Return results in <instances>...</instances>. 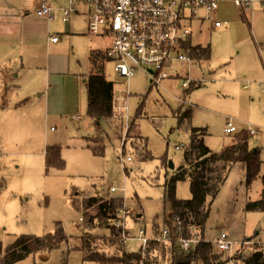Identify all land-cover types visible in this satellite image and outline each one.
<instances>
[{"label":"rangeland","instance_id":"374dc122","mask_svg":"<svg viewBox=\"0 0 264 264\" xmlns=\"http://www.w3.org/2000/svg\"><path fill=\"white\" fill-rule=\"evenodd\" d=\"M17 1L22 12L27 13L23 14L27 15L26 23L32 28L31 37L17 45L24 57L22 66L31 64L26 56L32 55L36 65L48 64V68L38 73L36 88L29 84L31 79L26 78L25 71L21 74L17 80L21 83V97L15 102L10 94L17 81H13V77L5 84L0 80V92H5V96L0 97L2 252L20 235L53 233L56 223L62 224L67 235H77L76 225L85 227L87 219L82 207L84 198L119 196L124 205L117 212L118 220L130 234L123 238L125 250L135 252L142 247L136 237L143 229L149 239L155 235L160 242L159 263L170 264L171 247L176 246L175 238L181 236L179 229H174V223H169L171 210L163 200V182L165 174L172 175L181 164L190 141L185 129L188 125L178 126L173 114L179 107L191 110L189 125L207 128L204 143L214 152L231 144V135L224 132L228 119L238 127L253 125L257 135H250L249 144L253 149L259 148L262 161L259 174L249 187L244 182L242 164L233 165L223 180L220 166L216 164L203 171L204 179L207 178L211 186L202 206V214L206 211L207 216L202 225L188 228L189 235L213 244L217 255L214 242L220 232H225L236 243V252L244 256L243 259L256 247L264 250V212L245 210L247 202L264 199L261 179L264 175V88L260 85L264 82V50L260 49L264 46V0H255L252 13L236 7L233 0H219L217 18L225 22L222 28L213 30L207 22H193L190 26L193 44L210 47L209 59L193 62L191 76L223 77L219 92L209 86H199L183 97L179 79L169 78L162 80L159 86L149 85L141 72L124 80L113 72L111 64L99 68L114 83L116 119L113 126L105 120L95 126L86 113L83 80L96 71L90 54L104 48L106 41L86 32L84 7L79 9L80 16L71 14L65 23L61 21V13L55 12L49 26L45 17L35 13L37 0ZM47 3L59 11L67 7L69 1L47 0ZM53 32L60 33L58 44L47 43L49 33ZM10 57V62L4 63L8 70L14 67V58ZM177 66L180 70L185 68L184 64ZM247 81L250 84L244 89ZM142 98L143 116L136 118L134 113ZM124 100L128 103V119L123 120L122 134L115 139L114 121L125 114ZM133 118L135 134L127 132ZM97 132L111 139L100 156L84 144L85 137ZM50 145L60 147L61 168L46 167L44 151ZM188 156L195 158V154ZM127 157L130 160H126ZM110 187H115L116 191L110 193ZM176 196L190 197L188 181L177 182ZM166 228L171 232L170 239L162 236ZM64 254L62 247L45 254L29 255L15 264H33L37 260L44 264H60L64 260L67 264H95L82 262L78 251H71L67 259Z\"/></svg>","mask_w":264,"mask_h":264},{"label":"trees","instance_id":"16d2710c","mask_svg":"<svg viewBox=\"0 0 264 264\" xmlns=\"http://www.w3.org/2000/svg\"><path fill=\"white\" fill-rule=\"evenodd\" d=\"M183 47L189 50L193 61H203L210 57V47L208 45L193 44L192 35L189 34L183 42ZM101 52H91V64L96 71L84 77L83 83L86 87L87 116L95 124L99 125L101 120L111 122L113 126L114 118V83L108 80L102 68ZM199 85L190 84L187 88L182 89L185 97L191 89ZM144 110V98L141 99L134 113V117H142ZM177 118V125H188L185 129L190 135L189 149L184 152V158L181 164L175 169L172 175L165 174L163 182L164 196L163 200L170 206L169 223H174V229H179V236L188 238L189 229L196 225H202L206 215L202 214L204 206L211 189L208 179L203 176V171L214 166H220L222 171V180L228 171L235 164H242L245 167L244 182L246 187L257 178L262 161L260 159V150L257 147L251 148L249 144L248 129L237 128L231 134V144L224 146L220 151L214 152L209 149L203 136L207 128L192 127L189 125L192 118L191 110H182L179 107L173 111ZM122 116L115 120L113 136L118 139L123 131ZM135 119L130 122L129 133L135 134ZM98 131V130H97ZM99 132V131H98ZM84 138V144L95 155H102L105 145L111 141L110 137L104 133ZM208 134V133H207ZM188 145H186L187 148ZM122 152L125 153V151ZM191 150V152H190ZM195 154L192 160L188 155ZM123 155V154H122ZM46 167L61 168L60 147L50 145L44 151ZM165 164L166 161L163 160ZM264 183V175L261 176ZM180 181L189 182L190 197L180 199L176 196V184ZM214 195V194H213ZM124 205L122 197H104L90 196L84 198L82 202L83 213L86 216L85 227L81 224L76 225L77 235H67L61 223H56V229L53 233L44 235H20L9 245L4 252L0 247L1 264H15L29 255L49 253L53 250L65 249L64 258L67 259L71 251H78L82 254V262H92L95 264H160L158 250L160 242L153 235L146 246L140 247L135 252H127L124 248L123 230L116 227L115 220L118 218V210ZM246 211L264 212V199L249 201L245 204ZM176 220L180 223L177 224ZM189 228V229H188ZM107 231V232H106ZM151 236V235H150ZM213 244L209 242H199L193 250L182 252L175 247H171L170 264H192L196 261L201 264H228L226 259L213 252ZM243 264H264V250L255 248L253 253L245 259L238 261ZM33 264H44L43 261L37 260ZM60 264H67L64 260Z\"/></svg>","mask_w":264,"mask_h":264},{"label":"built area","instance_id":"2783aa9c","mask_svg":"<svg viewBox=\"0 0 264 264\" xmlns=\"http://www.w3.org/2000/svg\"><path fill=\"white\" fill-rule=\"evenodd\" d=\"M65 8H59L61 21L67 22L71 14L76 11L77 5L89 9L87 33L106 41L101 52L102 64H111L113 72L124 80L131 79L137 72H141L149 85L161 84L164 79H179L181 87L187 88L190 84L209 86L215 91L219 84L214 79L192 77L191 66L193 60L189 50L184 49L183 42L191 32V24L209 23L213 28H222L225 22L217 20L219 0H68ZM233 3L242 10L253 12L255 0H233ZM56 10L47 3V0H38L36 13L44 16L51 22ZM49 41L56 43L57 35H49ZM261 50L264 47L260 48ZM178 64H184L180 70ZM264 87V82L261 84ZM122 108L128 119V103L123 101ZM236 126L229 120L224 132L232 134ZM248 134L253 135L256 129L248 125ZM179 149V146L175 147ZM122 155V154H121ZM123 156V155H122ZM126 160H130L129 157ZM120 161L123 163L122 157ZM110 193L116 191L109 188ZM116 227L123 230V238L130 237L121 222L115 220ZM145 230L140 229L136 237L144 248L149 240ZM169 228L162 231V236L170 239ZM196 236L175 238L178 250L188 252L201 242ZM219 254L226 256L228 264H238L244 256L237 254L236 243L225 232H220L214 242Z\"/></svg>","mask_w":264,"mask_h":264},{"label":"crops","instance_id":"0c3cea01","mask_svg":"<svg viewBox=\"0 0 264 264\" xmlns=\"http://www.w3.org/2000/svg\"><path fill=\"white\" fill-rule=\"evenodd\" d=\"M77 6H78L76 8L77 10L73 14L80 16L81 14L79 13V9L82 8V5H77ZM37 7H38V0H37ZM37 7H36V11H37ZM236 7H238V6H236ZM238 8H240V7H238ZM84 9L86 12V20H84V23H85V28H86V32H87V21L89 18V9L87 7L86 8L84 7ZM218 9H219V7H218ZM242 11H245V10H242ZM56 12H59V11L57 10ZM23 13H26V12H22V6H21L19 1H17V0H0V44H1L0 45V77H2V78H0V80L4 84L9 82L12 79V77H13V81H17L18 78L21 76V74L25 71L24 73L26 74V78H27V76H29V78L31 79V81H28L29 84L31 86H33L34 88H36L37 84H36L35 80H36V78H39L38 73H40L41 70L48 68V64H46L44 66L36 65L34 62V60L36 58L34 56L30 55V56H26V59L30 60L31 64L28 66H22V62H23L24 57L22 56V51L17 47V45H19L23 39H27L29 36L31 37V32H32V28L29 27V25L26 23L27 15H24ZM217 13H218V11L216 12L215 17L217 20H219L217 18ZM36 15H38V14L36 13ZM59 15H60V12H59ZM38 16H41V15H38ZM42 17H44V16H42ZM54 18H55V16H54ZM47 22H48V19H47ZM50 24H51V22H48L49 26H50ZM49 26H47V32H48ZM210 28L213 30L216 29V28H213L211 25H210ZM84 32H85V30H84ZM84 32L82 33V35H84ZM49 35H57L58 39H59L60 33H54L53 32V33H49ZM49 35L47 37V43H51V44H58L59 43L58 41L56 43L49 41L48 40ZM263 50L264 49H262L261 52ZM9 53H12V54H9ZM2 54H5V55L2 56ZM10 56H12L14 58V67H11L8 70L4 63L6 61L10 62V60L12 59ZM18 62L20 63V68H18ZM222 78L223 77H217V76L211 77V76H209V79H214L219 84V89L217 91H215L213 88L210 87L211 90H213L215 92H219V90L221 88L222 81H223ZM249 84H250V82L247 81L246 84H243V88L246 89ZM261 84H262V82L260 83V85ZM6 88H7V86H6ZM20 89H21V83L17 81L15 86H14V91H12L10 94L11 97L13 98L12 99L13 102H15L16 100H18L21 97ZM39 95L41 96V94H39ZM2 96H5V92L1 91L0 97H2ZM77 119H79V117ZM229 120L230 119H228V121ZM227 122H226V124H227ZM248 125H251V124H246L245 126H241V127H238L236 125L235 126H236V128L245 129L248 127ZM251 126L253 128H255L253 125H251ZM229 135H231V134H229ZM255 135H257V129H256V133L253 134V136H255ZM249 137H250V135H249Z\"/></svg>","mask_w":264,"mask_h":264},{"label":"water","instance_id":"95a60500","mask_svg":"<svg viewBox=\"0 0 264 264\" xmlns=\"http://www.w3.org/2000/svg\"><path fill=\"white\" fill-rule=\"evenodd\" d=\"M170 167L173 168V165L170 164Z\"/></svg>","mask_w":264,"mask_h":264}]
</instances>
